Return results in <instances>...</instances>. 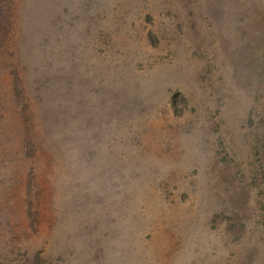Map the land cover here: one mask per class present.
<instances>
[{
    "label": "rangeland",
    "instance_id": "rangeland-1",
    "mask_svg": "<svg viewBox=\"0 0 264 264\" xmlns=\"http://www.w3.org/2000/svg\"><path fill=\"white\" fill-rule=\"evenodd\" d=\"M0 264H264V0H0Z\"/></svg>",
    "mask_w": 264,
    "mask_h": 264
}]
</instances>
